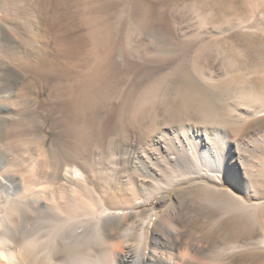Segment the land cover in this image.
<instances>
[{
    "label": "bare ground",
    "instance_id": "1",
    "mask_svg": "<svg viewBox=\"0 0 264 264\" xmlns=\"http://www.w3.org/2000/svg\"><path fill=\"white\" fill-rule=\"evenodd\" d=\"M165 1L0 0V70L25 73L23 78L11 74L8 88L0 81V264H181L178 253L159 246L149 254L134 253L130 236L136 225L127 221L129 214L116 211L192 181L204 185L207 200L221 199L224 209L248 206L234 191L209 183H236L245 191L246 184H238L237 173L229 171L237 170L229 153L240 145L239 121L264 111L259 107L263 86L258 88L264 71H255L256 79L225 55L226 76L212 79L207 88L177 64L178 84L172 95L161 97L170 110L160 122L149 120L148 106L155 98L151 87L166 74L156 72L139 92L118 76L139 51L117 43L125 13L133 30L155 43L140 57L162 59L172 51V40L166 42L157 31L153 12ZM192 7L211 37L226 28L248 36L261 30L263 36L264 0H192ZM60 17L65 22L57 30L54 21ZM213 43L194 46L193 68L203 78L206 67L198 59L212 56ZM215 92L248 99L250 106L226 113ZM202 118L204 125L198 123ZM112 121L114 133L125 140H107L105 127ZM101 145L112 156L125 151L123 161L132 172L113 164L104 171L89 156V148ZM155 152L163 155L157 158ZM168 200H159V206ZM148 224L141 227L142 239ZM169 228L156 232L158 243L165 242L167 231L176 238L179 229Z\"/></svg>",
    "mask_w": 264,
    "mask_h": 264
},
{
    "label": "rangeland",
    "instance_id": "2",
    "mask_svg": "<svg viewBox=\"0 0 264 264\" xmlns=\"http://www.w3.org/2000/svg\"><path fill=\"white\" fill-rule=\"evenodd\" d=\"M153 12L158 18L155 21L157 31L162 33V37L166 39V42L173 41V43L172 41L169 42L172 48L170 53L162 59L151 55L144 58L140 57L141 55L138 54L143 53L144 47H147L146 45L154 47L155 43L147 34L139 32V29L138 31L133 30L127 20L129 13H125V19H122V23L119 25L125 31L128 30V34H125L124 31L123 35L119 37V42H117L118 45L127 50L131 48L139 49L138 52H133V56L130 58L132 65L129 64L121 68L125 74L118 75L119 77L125 76L131 84L134 83L135 92H139V88H145L146 80L151 83L156 72L161 71L166 74L164 79L159 80L156 83L157 85L151 87V94L155 96L148 106L151 111L149 120L152 122L155 120L160 122L169 114L170 108L162 102L161 97H169L177 87L179 78L173 70L177 64L181 66V70H187L194 79L198 80L200 85L207 88L213 87L212 79L226 76L228 69L225 65L228 64L226 60H235L245 70L255 73L254 78L259 75L255 71L260 73L264 71V33L262 36L261 30L256 33L260 39L258 35L248 36L247 32L229 28L211 37L209 34H205L207 33L205 31L209 28L199 24L192 7V0L165 1L158 8L153 9ZM62 18V20L61 17L58 20L55 19L57 20L54 21L55 29L58 30V26L60 29V26L64 24L65 19ZM69 21L74 22V19ZM71 32L75 33V30L73 29ZM209 39H212L213 44H216V46L213 47L214 50L211 51L212 56L209 59H206L205 56L198 59V62L206 67V77L203 78L193 68L195 61H197V58H194V46L196 47L203 40L207 41ZM8 44H10V40L7 41ZM53 46H55V43ZM217 48L220 50L219 54ZM225 55L229 59L225 60ZM12 70L15 71L12 68L0 70V81L4 87L8 88L11 74H15L19 78L25 77V73L19 70L13 72ZM143 80L146 82L142 83ZM248 83L255 85L254 81L249 82L248 80ZM263 84L256 85L258 88L262 85V91H264ZM213 95L217 96L216 102L218 101L219 106L226 113L234 110L241 113L245 110V107L250 106L248 99L239 101L218 92ZM259 107L263 108L264 106L260 103ZM198 118L200 117L198 116ZM234 119L237 120V117H234ZM113 122L115 121L105 127L109 136L107 140L109 141L111 137H114L117 142L125 140L124 135L114 133L116 126ZM239 122L241 129L237 141L240 145L239 148H235V145L229 153L231 157H229V160L237 162V170L235 172V170L229 169V171L237 173L236 180L238 184H246L245 191L243 193L238 191L239 188L236 183L217 185L213 182L209 185L223 191H234L244 199V203L248 206L246 205L247 207L244 209H224L220 204L221 199L220 202L207 200L204 185L196 184L195 181L178 185L169 194L167 191H163V193L156 195L145 204H135L129 208L116 211V214L120 215L129 214L127 221L136 225L130 236L134 253L146 252L149 254L152 246H159L165 251L172 250L178 253L177 259L181 264H264V111L256 116H251L248 121ZM198 123L205 124L203 118ZM209 126H214V124L211 122ZM135 139L136 145H141V139L138 136ZM89 151V156L97 159L99 166L104 171L110 169L112 164L115 167L118 165L122 169L128 167V164L123 161L126 155L125 151L118 152L115 150L116 154L112 156L108 154V150L106 147L103 148L102 145L99 148H89ZM154 155L158 158L163 154L157 155L155 152ZM128 170L132 172L133 168L128 167ZM168 197L170 200L165 205L159 206V200ZM148 221L147 236L143 240L141 238V227L147 224ZM165 227L168 229H170L169 227L178 228L179 235L176 234L175 238L173 236L175 233L169 234V231H167L165 242L158 243L162 240L156 232Z\"/></svg>",
    "mask_w": 264,
    "mask_h": 264
}]
</instances>
